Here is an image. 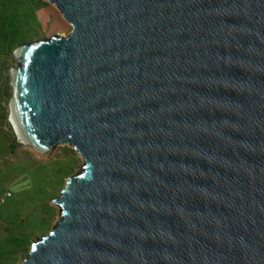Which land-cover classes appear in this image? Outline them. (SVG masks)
<instances>
[{
  "label": "water",
  "instance_id": "1",
  "mask_svg": "<svg viewBox=\"0 0 264 264\" xmlns=\"http://www.w3.org/2000/svg\"><path fill=\"white\" fill-rule=\"evenodd\" d=\"M46 2L12 122L83 164L18 264H264V0Z\"/></svg>",
  "mask_w": 264,
  "mask_h": 264
},
{
  "label": "rangeland",
  "instance_id": "2",
  "mask_svg": "<svg viewBox=\"0 0 264 264\" xmlns=\"http://www.w3.org/2000/svg\"><path fill=\"white\" fill-rule=\"evenodd\" d=\"M70 31L46 0H0V264L20 263L32 243L60 220L53 201L83 164L66 144L47 154L36 153L18 141L10 121L16 49Z\"/></svg>",
  "mask_w": 264,
  "mask_h": 264
},
{
  "label": "bare ground",
  "instance_id": "3",
  "mask_svg": "<svg viewBox=\"0 0 264 264\" xmlns=\"http://www.w3.org/2000/svg\"><path fill=\"white\" fill-rule=\"evenodd\" d=\"M10 121H11V123H12V125H13V122H12V116L10 117ZM13 128H14V131H15V133H16L17 138L19 139V142L22 143V144H24V143L20 140V138H19V136H18V134H17V131H16L14 125H13ZM24 145H26V144H24Z\"/></svg>",
  "mask_w": 264,
  "mask_h": 264
},
{
  "label": "built area",
  "instance_id": "4",
  "mask_svg": "<svg viewBox=\"0 0 264 264\" xmlns=\"http://www.w3.org/2000/svg\"><path fill=\"white\" fill-rule=\"evenodd\" d=\"M7 195H9V194H7Z\"/></svg>",
  "mask_w": 264,
  "mask_h": 264
}]
</instances>
